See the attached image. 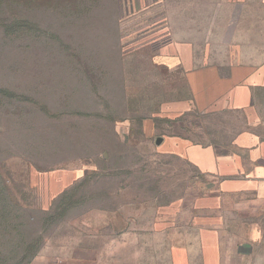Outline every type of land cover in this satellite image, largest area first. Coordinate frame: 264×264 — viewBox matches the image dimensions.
<instances>
[{
	"label": "rangeland",
	"instance_id": "rangeland-1",
	"mask_svg": "<svg viewBox=\"0 0 264 264\" xmlns=\"http://www.w3.org/2000/svg\"><path fill=\"white\" fill-rule=\"evenodd\" d=\"M125 6L0 0V264H67L82 216L149 229L195 187L199 170L143 131L181 83Z\"/></svg>",
	"mask_w": 264,
	"mask_h": 264
},
{
	"label": "crops",
	"instance_id": "crops-1",
	"mask_svg": "<svg viewBox=\"0 0 264 264\" xmlns=\"http://www.w3.org/2000/svg\"><path fill=\"white\" fill-rule=\"evenodd\" d=\"M121 1L134 5L125 15L133 34L153 36L159 64L181 83V97L157 108L143 131L200 174L174 219L155 227L139 230L103 210L82 216L64 259L264 264V0Z\"/></svg>",
	"mask_w": 264,
	"mask_h": 264
}]
</instances>
